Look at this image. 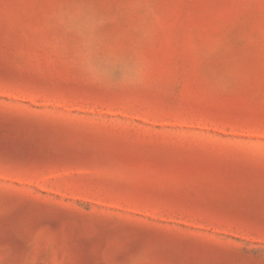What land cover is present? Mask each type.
Returning a JSON list of instances; mask_svg holds the SVG:
<instances>
[{
    "label": "rangeland",
    "instance_id": "obj_1",
    "mask_svg": "<svg viewBox=\"0 0 264 264\" xmlns=\"http://www.w3.org/2000/svg\"><path fill=\"white\" fill-rule=\"evenodd\" d=\"M0 264H264V0H0Z\"/></svg>",
    "mask_w": 264,
    "mask_h": 264
}]
</instances>
